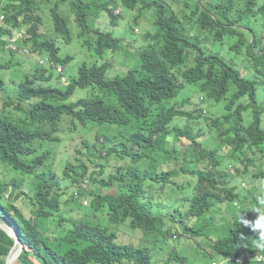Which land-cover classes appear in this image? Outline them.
<instances>
[{"label":"trees","instance_id":"1","mask_svg":"<svg viewBox=\"0 0 264 264\" xmlns=\"http://www.w3.org/2000/svg\"><path fill=\"white\" fill-rule=\"evenodd\" d=\"M262 1L263 4L258 0H0V14L5 17L4 23L0 21V37L14 36L13 28L22 31L30 35L25 42H31L33 53L46 52L51 60L63 66L72 60L70 55L60 56V45H70L73 41L72 20L83 45L103 56L107 51L119 50L121 38L95 26L102 11L107 13L110 24L117 26L122 17L114 14L118 5L137 10L138 16L145 9L155 10L154 31L139 52L138 64L111 79L107 78L108 63H84L65 86L56 83L44 86L41 82L58 81L62 74L35 64V70L27 71L19 80L8 74V83L4 73L10 69L19 73L17 67L25 61L15 58L0 62V220L22 235L27 251L21 260L33 264L29 256H34L38 264H155L149 246L118 243L117 231L122 224L149 236L163 231L164 221L149 207L152 204L149 195L153 196L156 190L145 181L167 182L177 175L176 170L162 173L136 167L129 177L111 176L104 183L105 180L88 176L85 164L72 166L67 162L63 170L65 178L79 182L87 175L104 185L115 184L117 191L103 194L98 186H91L90 205L95 209L103 206L108 213L112 212L104 226L84 219H68L61 212L63 202L55 189L58 174L50 161L52 151L41 150L48 141L59 140L60 134L75 132L78 126L89 122L130 127L126 141L116 144H123V150L116 151L122 157L132 156L134 161L157 160L154 154L159 151H169L167 158L173 159L177 155L171 150L177 147H163L161 139L174 134L175 139H168L174 144L184 138L192 161L191 169L181 173L195 177L196 182L187 181L183 185L176 182L177 188L175 183L165 185H173L172 191L194 186L192 195L185 197L190 203L186 216L201 219L203 227L216 236L215 244H210L212 252L204 257L212 260L214 255L223 254L229 258L226 264H248L234 263L232 258L255 252V243H263L261 252H264L260 230L241 222L242 219L255 222L257 218L251 207L226 212L230 218L226 217L224 222L216 218L222 213L220 203L226 199L242 203L235 187L229 186L233 176L229 170L220 168L223 145L229 148L228 157L233 164L239 162L251 167L255 162L249 152L264 143V131L260 128L264 101L258 93L259 87L264 91V48L251 50L247 46V54L254 59L249 61L255 73L252 78H243L232 63L202 46L210 40L222 41L226 36H233L238 33L233 25L240 22L248 25L252 16L264 18ZM65 2L69 5L67 14L60 8ZM45 7L53 23L52 35L47 34L42 16ZM191 21L197 24L198 37L189 36ZM258 50L262 54L254 53ZM187 85H195L216 103L226 94L232 95L226 105L229 113L224 112L220 117L223 123L211 121L218 129L215 139L220 140L212 149L198 141L200 132L195 133L189 124L197 116L181 108L187 100L181 104L175 101ZM77 88L87 91L88 95L66 103ZM246 95L250 99L245 106L233 109L235 102ZM249 107L254 109V122L245 125L242 111ZM185 117L182 125H171L175 119ZM100 138L103 143L111 141L107 135L98 134L92 146L85 141L83 145L92 151L102 143ZM138 146L144 149L140 153ZM253 176L264 178V171L254 172ZM7 192H10L9 199L5 198ZM18 200L26 205H18ZM111 224L116 225L114 231ZM167 234L164 230L163 238ZM199 236H202L200 231L193 234L194 238ZM12 244L13 240L0 229V264H5L4 257ZM172 259L185 260L179 256Z\"/></svg>","mask_w":264,"mask_h":264},{"label":"clouds","instance_id":"2","mask_svg":"<svg viewBox=\"0 0 264 264\" xmlns=\"http://www.w3.org/2000/svg\"><path fill=\"white\" fill-rule=\"evenodd\" d=\"M203 1V0H202ZM259 4H263L262 0H258ZM68 5V2H65ZM64 3V4H65ZM177 5H179V3H177ZM175 5V6H177ZM69 6V5H68ZM174 6V7H175ZM120 7H124L122 5H118V7H116L114 9V14H121L120 11ZM173 7V8H174ZM61 8V6H60ZM126 8V7H124ZM128 9V8H127ZM130 10V9H129ZM62 11V9H61ZM63 12V11H62ZM48 13V9H46V7L44 8V11L42 12V16L44 18V23H45V27L51 28V29H47V34H49L53 29V23L51 21L50 16L48 17L49 22H50V27L48 26V24L45 21V14ZM64 13V12H63ZM250 21L248 23V25H244L242 22L233 25L234 27H236L237 32L234 35L239 36V39L237 41V43L235 45H233L232 48H234L237 52L243 50V49H247V46H249V48H251V50H253L254 47L257 48H264V44H263V38H262V30L260 29V34L259 36H257L255 34V30L249 29L250 27V23L252 19L255 20H259L261 23H264V18H261L259 15L256 16H252L250 17ZM0 21L2 23L5 22V17L3 14H0ZM197 24H194L191 21L190 24V28H189V36H193L196 35V37L199 36V31L195 30V26ZM14 36L11 37H0V62L3 61H11L12 59L15 60V58H21L23 61L28 60V62L30 63V67L27 69V71L32 72L35 69V64L39 65L40 67H48L49 69H51L53 72H55V74H62V78H60V80H52L51 82L47 83V82H41V85L47 86L49 84H57L58 86H60L64 80V70H65V66L60 65V64H56L55 61L51 60L50 57L48 56V53L43 52L40 55L39 54H35L32 52V50L30 49L31 46V42H25V40L30 37V35H26V33H23L22 31H18L16 29H12ZM101 30V29H100ZM136 31V30H135ZM154 31V30H153ZM247 31L250 32L249 34V38L247 37ZM151 37V33L147 34L146 38L149 39ZM7 52L8 56L5 58L3 57L2 53ZM264 52V50L262 51ZM261 50L259 51H255L254 53L256 55H260L262 54ZM112 53V52H110ZM26 58V59H25ZM248 62L252 63L249 60H253V57L249 56L247 54L246 51V57H245ZM244 60V61H245ZM231 63V62H230ZM233 64V63H232ZM234 65V64H233ZM235 66V65H234ZM237 68L235 66L236 69H238L237 71H239L241 77H246V78H252L255 71H254V66L253 63L250 66L244 65V62L241 63V61L239 62ZM18 68V67H17ZM41 68V69H43ZM20 71L19 73H14V71L12 69H10L8 72L9 73H4L7 76V82L10 83V79H9V75L12 76L13 78L19 80L23 77V75L25 73H27V71L22 72L20 68H18ZM38 76H40V74H37ZM57 78V77H56ZM111 79V78H108ZM69 82H67L66 84H68ZM65 84V85H66ZM64 85V86H65ZM186 89V88H185ZM183 89L181 90L178 95L175 97V101H177L178 103H182L185 100H187L185 103H183V106H181V108L183 110L189 111V112H193L195 116H197V118H194L192 120V122L196 119H199L200 117H203L206 122L208 127H210L209 129H204V130H200L197 128H193L192 126V122H189V124L191 125V127L193 128V130L195 132H200V135H206L209 134L211 131H214L215 133V137H217L218 135V129L216 128L215 125H211V121H214L216 123H223V120L220 118L221 115L223 114L220 108L216 109V112L221 111L220 115H217L215 117H208V111L204 105V102H206V105H210V104H219L221 101H226L225 105H224V109L225 112L229 113V110L226 109V105L230 103L231 101V97L232 95H230V93L226 94L222 100L219 103H216L213 100H210L207 95H205L204 93H202L200 91V89H198V87H194L193 89ZM198 89L199 92V98H198V102L194 101L192 99V95L194 93L195 90ZM76 90V89H75ZM75 92V91H74ZM74 94V93H73ZM86 97V96H85ZM186 97V98H185ZM84 98V97H83ZM69 99V98H68ZM67 99V100H68ZM248 99H250L247 95L240 98L239 100H237L233 106V109L236 108L238 105H244L248 102ZM66 103H74V102H67ZM77 101V100H76ZM75 101V102H76ZM203 106V108H202ZM251 111V122L249 123L250 125L254 122V115H253V108L249 107L247 109H244L242 111V114L245 111ZM187 117L181 119L182 123L184 122V120ZM244 118V116H243ZM89 123H93V122H89ZM245 123V120H244ZM95 124V123H94ZM249 124H245V125H249ZM99 125V124H98ZM109 125V124H108ZM113 126H119V125H113ZM81 127L86 128V126H78L76 131L81 129ZM123 127L125 129V133H124V138L126 141L127 136L129 135V133L131 132L130 127L128 126H120ZM260 128L264 131V113L262 112L260 115ZM93 128H90L88 130H91ZM200 130V131H197ZM75 132H72L70 134L65 133V134H60L59 135V140L56 141H48L47 144L51 145V146H57L60 141H61V136H65L67 138H69V136H74V140H76V144L80 141V139L82 137H79L78 134ZM203 133V134H202ZM100 134L101 136L103 135H107L110 139L111 137L108 134H101V133H95L94 136V143H96L95 137ZM200 136V137H201ZM172 138H176L174 134H172L171 136ZM213 137V138H215ZM225 137H227V135H225ZM170 137L168 136L166 140L161 139V143L163 147H169V146H175L177 148L171 150L172 154L177 155L175 156L173 159H168L167 157L169 156V151L168 152H164V151H159L158 153H155L154 156L157 158V160H153V159H141V160H136L134 161L132 156H126V157H122L120 152H117L116 150H123V144L121 145H116L122 142H107V143H103V138H100V140L102 141V143H98L101 144L102 146H100V149L98 148V145H96L95 149H93L92 151H88L87 148L84 147L83 142H81V146L79 148L75 149V158L74 160H69V159H63V158H56L55 157V153H53V148H46V149H42L41 151H44L43 153H45V150H50L52 151V156L50 157V161H53V158L56 159L55 162L53 163V166H55L56 168V173L58 174V186L55 187L56 190L59 191L61 197L60 200L61 202H63L62 204V214L65 218L68 219H73V220H79V219H84L88 222L91 223H96V222H101V226H104V223L106 222V220L104 219H99L97 221H90L89 216H86L84 214V216L80 217V218H74V216H67L65 214V212L63 210H71V205H78L79 207H86V209H91L94 213H97L99 216H103L104 218L107 219V222H109V219L111 217V213H108V210L106 208H104L103 206H98L97 209H95L94 207H92L90 205V201L93 199V197L90 195L91 192V186L95 185L98 186L101 190V192L103 194H115L117 189H116V185L114 184V187L116 189L115 193H109V192H103V188H109L110 186H112L111 184L109 185H104L101 182H95L93 179H90L88 176L92 175L93 177H96L98 180H105L104 183L108 182L109 178L111 176H123V177H129L131 172L136 168H140V169H145V168H149L151 170H155L157 172H168V171H173L176 170L178 173L175 176H172L169 178V180L167 182L164 181H160V182H155V181H145V184L148 186H152V188L154 190H156V192L154 193V195H149L151 200H152V204L149 205V207H152V210L158 214L161 217V220L164 221V226H163V231L166 230L169 232V234H167L166 237L163 238V231L160 232L157 235H152V237L154 239H150L148 236V234H145L146 236L141 238V242H131V243H135V244H139L143 246H149L150 249L152 250V254H153V259L155 261L156 264V260H155V256H154V251L156 249L161 250L162 249V245L168 243L169 239H181L184 241H189L191 239H193V234L195 232L200 231V235L199 236L202 238V241L200 244H198V246L200 245V247H202V251L199 250L198 251L200 253V255H202V257H204V254H209L211 251V246L210 244L213 243V245L216 242V236L214 234H212L211 231L207 230V227L204 228V222L201 219L195 218V217H187L186 216V212L188 211L189 207H190V203L185 199L186 196H191L193 193V188L194 186H185V188L181 189L179 187V189H177L176 191H172L171 187L173 185H165L168 182L171 183H175L176 188H177V178L180 176H185L183 175V173H181L182 171H184L185 169L190 170L191 166L189 165V163L192 161L191 156L189 155V153L186 151L187 149H183L182 145L184 144L186 147L187 144L184 140V138H181L179 141L175 142L174 144L168 142V139ZM172 138H170V140H173ZM70 139V138H69ZM72 139H70V145H72V141H74ZM164 141V142H163ZM182 141L183 144L180 142ZM199 141V139H198ZM217 143H214V145L209 146V145H204L202 144L204 147H207L208 149H212L216 146H218V141ZM86 142V141H85ZM88 143V142H86ZM75 145V144H74ZM88 145L92 146V144ZM225 148V145H223ZM222 146V147H223ZM223 148V149H224ZM85 149V150H84ZM138 150V153H140L141 151H143L144 149L141 146H138L136 148ZM229 151V148H227ZM223 151V150H222ZM222 151H221V156H222ZM255 151H260L261 153L264 152V143L261 145L260 148H256L252 151L249 152V157L254 159L255 155ZM230 153V151H229ZM116 157L117 159L113 158ZM109 157H112L113 161L116 163H120L118 166H116V172L112 173L110 175H108L107 177H102L105 174L104 170H99V171H90V166L89 164H93L95 166V168L99 167V168H104V166L102 164H100V160L104 159L107 160ZM130 158V164H128L127 159ZM229 158V157H228ZM258 159V157H257ZM257 159L254 161L255 162V166H248L246 167L245 163H240L242 164L241 166H237L239 162L233 164L231 158H229L228 161H225L224 157L222 156V160H221V165L220 168L223 167L225 170H229V173L233 176V180L231 181V184H229L230 187H235V192L240 194L242 203H238L237 201H233L232 203L230 202V198L226 199L225 202L220 203V209H222L221 212H234L237 210H242V207H251L254 211V216L257 218L255 220L254 223H250L248 220L246 219H242L241 222L248 227H251L255 230H260V237L261 240H264V208L262 206H264V178H255L253 176L254 172H258V171H264V169H257L254 170L257 167L256 161ZM69 163V165L72 166H80L81 164H85V167L87 169V175L81 179L79 182H72L70 179L65 178L63 176V170L66 166V163ZM128 164V165H127ZM233 165L234 167L232 168ZM126 166V167H123ZM171 166V167H170ZM202 167V166H201ZM70 168V167H69ZM62 170V172H61ZM237 171V172H236ZM247 175H251L254 179L258 180L260 182L259 184V188H260V192L258 194L257 197H253V195L250 193V191L244 190L242 191L240 189V187L242 188H246V180L245 179H240V181H237V177L239 176H247ZM115 179V178H114ZM186 181L187 178H184ZM69 181L68 185H65L63 182ZM244 181V182H241ZM177 182V183H176ZM241 182V183H240ZM184 184V183H183ZM180 184V185H183ZM240 186V187H239ZM255 187V186H253ZM179 193V196L177 197ZM164 194L167 195H172L174 196L173 198V204L172 205H165V202L168 200V198L164 197V198H159L161 196H163ZM10 192H7L5 194V198L9 199ZM84 198V201H82V199ZM18 205L21 204V206L23 207L26 204H23L21 201H16ZM20 203V204H19ZM254 203H256L254 205ZM167 207L168 212L167 213H163L164 208ZM25 214L30 215V212H25ZM89 215V213H88ZM185 218V219H184ZM228 219L230 217H227ZM0 222L4 225L7 226L8 228H10L11 230H13L19 237V239L23 242V248L21 251V254L19 255V257L17 258V260L14 262V264H23L21 262H19V260H21L22 255L24 254L25 251H27V247H25V242L22 239V235L14 228L12 227L9 223H6L2 220H0ZM169 222H172V226H169ZM197 222H200L199 224ZM114 223V222H112ZM99 224V223H97ZM123 225V224H122ZM126 225V224H125ZM116 225H112L111 224V229L113 230V227L115 228ZM1 229V228H0ZM178 229L181 231L179 232ZM3 230V229H1ZM4 231V230H3ZM5 232V231H4ZM138 232H142V231H138ZM6 233V232H5ZM143 233V232H142ZM7 234V233H6ZM118 234V231H117ZM8 235V234H7ZM151 235V234H150ZM170 235V236H169ZM9 236V235H8ZM10 237V236H9ZM212 237H215L214 239ZM11 238V237H10ZM162 238V241H161ZM12 239V238H11ZM13 240V239H12ZM118 240V238H117ZM158 242H161V245H158ZM130 243V242H129ZM130 243V244H131ZM192 243V242H191ZM15 244L14 240H13V244L12 246ZM129 244V245H130ZM169 244V243H168ZM133 245V244H131ZM254 248H255V252L253 251H248L243 253L242 255H238L234 258H232L234 263H248V264H256V263H264V252H261V248L263 247V243L260 244H253ZM12 246L10 247L9 251L11 250ZM135 246V245H134ZM137 247V246H136ZM192 247V246H189ZM188 247V248H189ZM9 251L7 252L6 256L4 257V259H6ZM174 256H179V257H184L185 260L182 261H178V260H174L172 259ZM188 254H187V248L184 250L183 253H171L168 255V259L166 260V262H164V264H171L170 261H173L175 264H188ZM207 258L208 260L202 262L201 264H226L229 262V258H227L225 255L221 254V255H214V259L209 260L208 257H204ZM29 260L34 264H38L37 263V259L34 256H29ZM29 264V263H27ZM40 264V263H39Z\"/></svg>","mask_w":264,"mask_h":264},{"label":"rangeland","instance_id":"3","mask_svg":"<svg viewBox=\"0 0 264 264\" xmlns=\"http://www.w3.org/2000/svg\"><path fill=\"white\" fill-rule=\"evenodd\" d=\"M62 11L67 14L69 11V6L67 3L61 5ZM177 10H180V6L178 5ZM121 11V19L119 21V24L117 26H112L109 22V17L106 12L102 11L97 19V22L95 23V26L103 31H108L111 32L115 37L121 38V47L119 50L110 53L107 51L103 56L97 55L94 51H90L89 47L86 45H83L82 41L78 38V27L76 23L72 20L71 21V30L73 33V41L70 45H60V56L61 57H66L68 55L72 56V60L69 62L68 65L65 66V70L63 73L64 80L60 87H63L67 82L70 81V76H74L78 73L79 67L84 64V63H98L102 64L103 62L108 63V71H107V78H113L116 75L123 74L126 72L127 68L134 67L138 64L139 61V52L141 48L148 43V39L146 38L147 34L152 33L154 30V19H155V10L154 9H145L139 16H138V11L137 10H129L124 7H120ZM180 17L182 14H179ZM49 15L48 13L45 14V21L50 27V22L48 19ZM264 22V21H263ZM47 29H51L46 27ZM254 29L255 34L259 36L260 34V29L262 30V38H263V44H264V23H261L259 20L252 19L250 23L249 29ZM136 30V31H135ZM52 35V33H49ZM250 32L247 31V37L249 38ZM239 39V36L233 35V36H226L222 41H216V40H210L204 44H202L203 48L206 49L207 51L216 53L222 57H224L227 61L233 63L237 68L239 62L241 63L244 62V65L250 66L252 63L248 62L245 60L246 58V50L243 49L239 52H237L235 49H233V45L237 43ZM3 57H7L8 53L4 52L2 53ZM26 59V58H25ZM245 60V61H244ZM30 67V63L28 60H25V62L21 65L18 66V68L21 69L22 72L27 71V69ZM54 83V82H53ZM52 83V84H53ZM195 85H187L186 89H193ZM185 89V90H186ZM258 93L262 99L264 95V91L262 87L258 88ZM88 93L87 91L83 89L77 88L74 92V94L67 100V102H75L76 100L83 98L87 96ZM186 98V97H185ZM199 98V92L198 89L194 91L192 95V99L196 102H198ZM226 101H221L219 104H210L206 105V102H204V105L208 111V117H215L216 114L220 115L221 111L222 113L225 112L224 105ZM203 108V106H202ZM220 108L221 111L218 110L216 112V109ZM245 124H249L252 120L251 118V111H245L243 113ZM175 124H180L182 125L181 119H175L171 125ZM170 125V126H171ZM193 128H197L200 130L204 129H209L206 120L203 117H200L199 119H196L192 122ZM90 128H93L91 130H88ZM197 130V131H200ZM125 129L120 126H113V125H108V124H103V125H98L94 123H88L86 128L81 127V129L77 130L76 133L78 134L79 137H82L80 141L76 144V140H74V136H69L70 139L74 140L72 141V145H70V139L61 136V141L57 146H51V145H45L44 148H53V153H55L56 158H63V159H69V160H74L75 158V149L79 148L81 146V142L86 141L89 144L94 143V136L95 133H101V134H108L111 137L112 142H122L125 141L124 138V132ZM197 133V132H195ZM203 134V133H202ZM171 135H169L170 138ZM215 137L214 131H211L209 134L203 135L199 138V142H201L204 145H209L212 146L214 143H217L216 139L213 138ZM169 138V139H170ZM182 144L183 142L180 141ZM75 144V145H74ZM98 148L100 149L101 144H97ZM183 149H187V147L183 144L182 145ZM85 150V149H84ZM229 151L227 148H224L222 151V156L224 157L225 161H228ZM255 157L254 161L257 159L256 164L257 167L254 170H259V169H264V152L261 153L260 151H255ZM114 159H117L116 157L113 156ZM56 159L53 160V163L55 162ZM128 164H130L131 159H127ZM100 164L104 166V168H95L93 164H89L90 166V171H99V170H104L105 174L102 177H107L108 175L115 173L117 170L115 169L116 166H118L120 163H116L113 161L112 157H109L107 160L101 159ZM127 164V165H128ZM242 164L238 163L237 166H241ZM232 168L234 167L231 165ZM126 167V166H123ZM171 167V166H170ZM62 172V170H61ZM237 172V171H236ZM12 175L20 177V173H11ZM184 178H187V180L194 181L196 182V178L190 175H185L180 176L177 178L178 184H183L187 182ZM240 179H245L246 180V188L240 187L242 191L247 190L250 191V193L253 195V197H257L260 188L259 184L260 182L256 179H254L251 175L247 176H239L237 177V181L239 182ZM244 182V181H241ZM240 182V183H241ZM65 185H68L69 181L63 182ZM255 186V187H253ZM264 188V185H263ZM116 189L114 185L110 186L109 188H103V192H109V193H115ZM179 196V193L177 197ZM168 198V200L165 202V205H172L173 204V198L174 196L172 195H167L164 194L163 196L159 198ZM84 201V198L82 199ZM20 204V203H19ZM256 203H254L255 205ZM21 205V204H20ZM264 208V206H262ZM71 210H63L67 216H74V218H80L84 216H89L90 221H97L99 219H104L107 222V219L104 218L103 216H99L97 213H94L91 209H86V207H79L78 205H71ZM167 207L164 208L163 213L168 212ZM89 213V215H88ZM227 214L226 212H222L220 214H217V219L218 222L223 221L226 219ZM105 222V223H106ZM101 224V222H96ZM198 224L200 222H197ZM210 224V223H209ZM169 226H172V222H169ZM115 228L113 227V230ZM209 231V229H207ZM139 229H131L128 227V225L123 224L120 225L118 228V243L121 244H130L131 242H141V238L145 237L146 235L143 234ZM179 232H181L178 229ZM159 232H157L158 234ZM150 239H154L152 235L148 236ZM213 239L215 237H212ZM144 239V238H143ZM162 241V238H161ZM202 241L201 237H195L189 241H184L181 239H169L168 243L162 245V249H156L154 251V256L156 260V264H164L166 260L168 259V255L171 253H183L184 250L187 248V254H188V264H201L202 262L208 260L207 258L202 257L200 255L198 248L200 251H202V247L198 244H200ZM130 242V243H129ZM192 242V243H191ZM137 247H142V245L131 243ZM158 245H161V242H158ZM192 246V247H189ZM189 247V248H188ZM153 255V254H152ZM19 262H23V264H27V262L22 259L19 260ZM171 264H175L173 261H170ZM180 264V263H179ZM183 264V263H181ZM186 264V262H185Z\"/></svg>","mask_w":264,"mask_h":264},{"label":"water","instance_id":"4","mask_svg":"<svg viewBox=\"0 0 264 264\" xmlns=\"http://www.w3.org/2000/svg\"><path fill=\"white\" fill-rule=\"evenodd\" d=\"M0 228L3 229L15 242L5 259V264H14V262L21 254L23 242L19 239L18 235L13 230L8 228L7 226H4L1 222Z\"/></svg>","mask_w":264,"mask_h":264}]
</instances>
